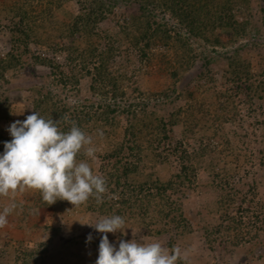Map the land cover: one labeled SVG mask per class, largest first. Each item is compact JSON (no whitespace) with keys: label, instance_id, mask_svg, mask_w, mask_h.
I'll list each match as a JSON object with an SVG mask.
<instances>
[{"label":"rangeland","instance_id":"rangeland-1","mask_svg":"<svg viewBox=\"0 0 264 264\" xmlns=\"http://www.w3.org/2000/svg\"><path fill=\"white\" fill-rule=\"evenodd\" d=\"M233 2L234 21L245 27L239 34L230 29L233 39L228 36L229 25L221 27L219 21L200 31L191 30L165 12L153 19L168 24L164 29L167 38L157 36L136 45L133 38L139 33L135 28L146 22L148 13L140 14L137 0H114L106 19L97 21L91 35L72 37L80 51L69 53L65 46L70 39L61 28L76 22L81 11L77 0L53 5L52 0H0V58L16 52L11 50L15 33L23 40L17 52L21 65L0 75V154L4 142L12 139L7 129L35 111L43 86H47L44 93L51 92L70 109L72 118L88 97L99 102L90 75L99 56L84 62L79 54L90 46L107 54L112 48L107 70L119 78L128 98L177 89L176 101L161 107L158 115L168 121L172 113L181 111L179 123L172 129L173 143L167 146L180 152L170 151L167 163H157L145 174L158 173L169 179L180 172L183 156L190 154L195 182L184 189L182 198L191 223L188 231L180 235L172 230L154 237L142 226L126 222L124 232L107 234L110 243L118 248L120 240L130 241L134 234L138 241L159 242L168 249L172 242L173 247L187 252V259L177 264H264V236L250 241L240 224L227 228L219 212V200L232 188L233 192L243 188L248 194L253 187L264 210V104L254 93L247 97L245 83L232 82L234 73L229 65L232 58H238L237 65L252 64L254 75L264 71V0ZM25 12L28 22L22 20ZM134 19L137 22L132 26ZM171 66L180 70L176 84ZM226 106L235 114L223 113ZM126 126L125 117H120L113 140L123 141ZM91 131L88 135L93 138L96 158L80 154L77 160H86L99 175L108 144L96 129ZM13 202L17 207L7 217L6 227L0 229V264H95L103 234L79 221L95 223L104 216L69 202L45 206L41 194L34 190L0 196V211ZM89 234L91 242H87Z\"/></svg>","mask_w":264,"mask_h":264},{"label":"trees","instance_id":"trees-1","mask_svg":"<svg viewBox=\"0 0 264 264\" xmlns=\"http://www.w3.org/2000/svg\"><path fill=\"white\" fill-rule=\"evenodd\" d=\"M64 1L69 0H52V5ZM112 1L114 0H77L81 11L76 22L61 28L65 37L70 39L69 44L65 46L69 53H79L80 51L76 48V42L74 39L72 40V37L74 38L76 34L91 35L92 27L96 25L97 21L106 19ZM137 1L140 14L147 12L148 15L145 17L146 22L135 28L139 33L133 38L136 45L144 40L150 41L157 36L167 38L168 31L164 29L168 24L158 23L153 19L158 17V14L165 12L173 15L180 24L191 27V30L200 31V29L209 28L210 25L219 21L221 27L229 25L226 28L229 27L227 31L230 39H233L234 36L230 29L236 34L245 32V27L234 21L232 4L235 0ZM244 1L249 4V0ZM262 11L264 16V8ZM21 15L23 21H29L26 12ZM136 22L137 20L134 19L132 26ZM153 23L156 24L155 28H152ZM13 37L15 45L11 50L16 52L8 55V58H0L1 76L5 71L12 69L13 65H21L17 52L21 49L19 43L22 38L17 33ZM217 39V43H220V38L217 37ZM106 51L109 53L90 46L87 51L79 54V58H82L84 62L94 55L99 56L97 63L90 71L94 81L91 89L94 91L93 95L100 97L99 102H92L91 97H88L80 112L76 108L77 117L72 118L70 109L62 105L51 92L44 93L43 88L47 86H43L39 90L40 97L35 100V111L45 119L51 118L58 121V127L62 131L67 132L75 122L86 134L96 129L100 138H106L108 147L103 152L102 162L104 163L99 175L105 178L107 191L103 194L101 203H97L93 197L82 204L88 212L98 213L102 216L120 215L126 222L138 227L142 226L154 237L170 233L172 230L181 235L189 230L191 224L182 199L184 189H190L195 182L193 180L195 169L191 165V155L183 156L180 172L169 179H162L158 173L145 174L157 163L168 162L171 150L167 146L170 147L173 143L172 129L179 123L181 111L172 113L167 121L164 116L158 115V110L166 104L176 101L178 98L177 89L174 87L159 92L137 93L136 99L128 98L122 89L119 78L113 76V71L107 70L109 59L112 56V48ZM88 55L90 56L88 57ZM237 60L238 58H232L229 62L234 73L232 82L240 80L242 84L245 83L247 97L250 98L251 93H254L258 101L264 104V71L254 75L250 62L237 65L239 63ZM42 63L45 61L43 60ZM50 67L52 70L55 69L51 63ZM170 69L171 77L176 84L180 70L172 66ZM72 79L77 80V77ZM151 105H153L152 109H150ZM87 108H91L95 112L90 113L86 110ZM235 109L237 110L236 107ZM229 111L232 112L231 115L235 114L233 113L235 110H229L227 106L222 109L223 113ZM120 117H125L127 124L123 133L124 139L121 142L117 138L113 140V135H116L114 131L120 123ZM93 122L95 123L92 124ZM100 132L103 133L102 136L99 134ZM180 144L183 145L181 142ZM171 152L179 154L180 151L178 148H174ZM80 156H84L83 151ZM216 177L219 179L218 175ZM240 189L233 192L232 188L231 192L221 197L219 200L220 219L228 224L227 228L231 224H240L247 238H252L250 241H254L264 236V210L260 207L261 199H259L256 187H253L248 194H245L243 188ZM177 193H181V195L174 197ZM61 204L69 203L57 200L52 205ZM43 205L48 204L43 201ZM169 247L173 248L172 242L169 243Z\"/></svg>","mask_w":264,"mask_h":264},{"label":"clouds","instance_id":"clouds-1","mask_svg":"<svg viewBox=\"0 0 264 264\" xmlns=\"http://www.w3.org/2000/svg\"><path fill=\"white\" fill-rule=\"evenodd\" d=\"M7 130L12 139L4 142V152L0 154V196L34 190L48 205L64 200L79 207L93 197L97 203L103 201L105 178L95 174L86 160H77L82 151L85 157L95 160L93 138L75 122L65 132L58 127V121L34 111ZM16 207L13 202L0 211V229L6 227L7 217ZM79 222L103 234L95 264H177L187 259L188 253L178 247L168 249L159 242L138 241L134 234L130 241L120 240L117 248L107 234L127 228L120 215L104 216L95 223ZM91 240L89 234L87 242Z\"/></svg>","mask_w":264,"mask_h":264}]
</instances>
